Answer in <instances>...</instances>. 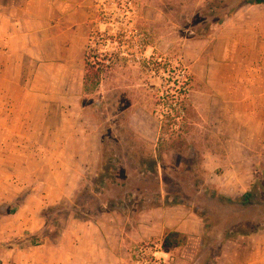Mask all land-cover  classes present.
Returning <instances> with one entry per match:
<instances>
[{"label": "rangeland", "instance_id": "obj_1", "mask_svg": "<svg viewBox=\"0 0 264 264\" xmlns=\"http://www.w3.org/2000/svg\"><path fill=\"white\" fill-rule=\"evenodd\" d=\"M206 1L91 0L83 61L86 55L90 64L102 70L99 85L88 93L82 86L76 93L74 76L67 73L57 88L50 89H59L65 99L44 101V109L50 112L44 123L56 125V115L63 108L77 116L75 128L84 131L71 150L87 161L84 167L73 166L74 193L42 209L50 228L42 229L47 235L43 239L36 237L40 243L51 241L68 216L75 223L88 221L92 229H80L67 242V264H264V208L236 203L264 170V101L255 99L245 106L231 96L234 79H258L260 72L232 67L235 59L248 60V56L244 49L228 55L225 44L215 45L212 38L220 25L197 39L200 20H207L199 12ZM238 11L261 18L264 4L245 5ZM155 60L162 67L176 68L178 78L177 69L190 76L188 94L198 116L188 128L185 150L180 155L163 153L157 177L139 171L140 161L130 156L139 153V146L126 150L119 134V128L127 125L146 151L156 148L157 93L166 81L164 74L149 70ZM45 91L49 92L46 86ZM239 111L243 116H238ZM105 123L111 131L109 149L122 163L116 183L106 179V186L96 183ZM31 136L48 144L65 140L64 133ZM4 137L0 133V241L6 238L0 242V264H29L31 257L40 254L4 258L10 248L31 246L25 238L28 234H22L23 240L7 238L20 229L30 207L35 208L38 194L49 190L54 167L47 157L65 150L12 148L14 138L29 137L21 133L8 134L4 147ZM27 153L33 159L20 164ZM69 177L62 174L59 179ZM260 185L264 189V180ZM31 191L35 195L25 214H10ZM222 196L233 203L221 201ZM255 225L260 228L256 233L237 235L240 230H254ZM167 231L186 234V243L165 249Z\"/></svg>", "mask_w": 264, "mask_h": 264}, {"label": "crops", "instance_id": "obj_2", "mask_svg": "<svg viewBox=\"0 0 264 264\" xmlns=\"http://www.w3.org/2000/svg\"><path fill=\"white\" fill-rule=\"evenodd\" d=\"M90 9L91 0H0V133L6 135L3 146L8 143V134L21 133L29 137L14 138L12 148L28 150L49 147L65 150L64 154L61 151L47 157L48 163L54 167L49 190L38 194L35 208L30 207L29 214L20 221V229L7 239L15 236L21 238L24 233L28 234L26 239L47 236L42 229H49L50 226L40 212L46 205H55L74 193L73 166L77 164L84 167L87 164L86 160L76 157L71 151L74 139L84 133L80 128H75L79 123L77 116L62 108L60 114L56 115V125L44 123L43 120L50 114L44 109V101L65 99L61 91L56 90L62 75L67 76L69 73V77L74 76L72 83L76 93L82 89L83 52L87 36L85 22L90 18ZM215 33L212 40L217 46L225 44L228 55L236 53L238 48L244 49L248 56V60L235 59L232 64L234 69H250L254 70V74L260 72L258 79L233 80V100L245 106L255 99L264 101V17L254 18L238 11L222 23ZM53 85L56 88L50 91ZM45 86L49 92H44ZM238 116H243V111H239ZM36 133H64L65 140H52L48 144L31 136ZM95 155L97 151L94 150ZM30 159H33L31 155L24 154L19 163L27 164ZM38 160L42 161L43 158ZM62 174H66L67 178L70 176L69 179L60 180ZM33 195L35 193L32 191L26 195L13 214L24 212ZM86 227L92 229L88 221L75 223L68 216L60 225L54 241L10 248L4 252V258H20L25 254L33 256L32 252H35L40 255L31 257L29 264H67V242Z\"/></svg>", "mask_w": 264, "mask_h": 264}, {"label": "trees", "instance_id": "obj_3", "mask_svg": "<svg viewBox=\"0 0 264 264\" xmlns=\"http://www.w3.org/2000/svg\"><path fill=\"white\" fill-rule=\"evenodd\" d=\"M264 4V0H207L204 7L199 11L205 17L206 21L203 22L202 27L198 31L197 39H203L212 33V26H219L226 20L230 19L238 9L245 5ZM153 65L150 71L155 73L164 74L166 84L162 86L161 90H158L156 106L160 109L157 115L159 128L157 134L156 148L146 151L144 146L139 145L140 139L137 135L127 126L122 125L119 134L122 135V141L127 144L126 150L136 145L139 146V153L130 154L132 159L140 161L137 167L139 171L145 175L158 176V164L163 158V153L180 155L187 145L188 128L192 127L196 123L197 112L195 107L191 103L188 94V86L190 76L182 69H177L180 72L178 78L175 74L176 68L162 67L156 60L151 63ZM102 70L98 67L95 68L94 64H90L85 55L84 59V74H83V90L84 92H92L96 90L99 85L100 75ZM154 111L153 113H157ZM110 126L105 123L100 131V160L98 164V179L96 183L106 186V179H109L112 183H116V176L118 169H122V163L119 159L115 158L116 152L109 149L110 144L108 136H110ZM129 146V147H128ZM141 147V148H140ZM145 155V156H144ZM140 156L142 157L141 160ZM264 180V170L258 172L253 181L249 184V187L237 198L236 203L240 204L244 208H264V189L260 185V181ZM125 187V184H122ZM226 203H233L231 199L219 198ZM224 199V200H223ZM22 203V202H21ZM159 206V205H158ZM17 210H11L9 213L13 214ZM260 228L258 225L254 226V230L238 231L237 235H252L256 233ZM59 231H56L53 241L58 236ZM40 238V237H37ZM36 237L29 238L30 245H40ZM41 239V238H40ZM43 239V238H42ZM232 239V238H229ZM187 235L178 231H167L164 234L163 245L165 249L170 247L183 246L186 243ZM25 246V245H20Z\"/></svg>", "mask_w": 264, "mask_h": 264}, {"label": "built area", "instance_id": "obj_4", "mask_svg": "<svg viewBox=\"0 0 264 264\" xmlns=\"http://www.w3.org/2000/svg\"><path fill=\"white\" fill-rule=\"evenodd\" d=\"M129 3V2H128ZM121 4V3H120Z\"/></svg>", "mask_w": 264, "mask_h": 264}]
</instances>
